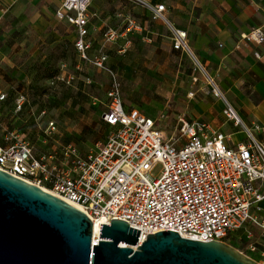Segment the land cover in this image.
Here are the masks:
<instances>
[{
  "label": "built area",
  "instance_id": "built-area-1",
  "mask_svg": "<svg viewBox=\"0 0 264 264\" xmlns=\"http://www.w3.org/2000/svg\"><path fill=\"white\" fill-rule=\"evenodd\" d=\"M95 1L61 0L56 17L72 27L79 59L112 74L106 46L116 43L121 33L108 29L104 43L94 52L90 31L98 17ZM129 1L141 4L153 21L169 27L174 50L191 57L212 95L224 103L228 121L242 129L245 141L232 147L224 133L185 115L179 116L173 131L159 128L157 120L137 109H126L121 85L114 79L102 117L110 131L88 155H82L73 144L60 151L38 153L17 130L4 127L0 112V170L79 206L94 227L112 220L127 222L141 231L139 245L148 235L164 231L203 243H226L239 236L244 247L240 252L264 264V143L257 137L264 129L244 124L191 50L187 32L171 25L164 4ZM140 30L135 19H126V34ZM250 44H264L261 28L242 35L237 48ZM255 57L262 59L260 53ZM71 80L69 76L66 83ZM6 97L0 89V102ZM46 132L49 138L57 133L53 120ZM159 166L162 171L156 176Z\"/></svg>",
  "mask_w": 264,
  "mask_h": 264
},
{
  "label": "rangeland",
  "instance_id": "rangeland-1",
  "mask_svg": "<svg viewBox=\"0 0 264 264\" xmlns=\"http://www.w3.org/2000/svg\"><path fill=\"white\" fill-rule=\"evenodd\" d=\"M105 2L109 5L108 26L114 30H124L128 16L137 20L141 17L138 9L143 7L139 3ZM163 25V31L171 33ZM72 39L71 29L59 23L45 42L37 43L35 51L16 52L6 65V74L0 76V89L7 95L0 103L2 123L17 130L38 153L60 151L68 144L75 145L82 155L97 150L110 131L102 117L110 103L108 94L114 79L121 85L126 109L136 108L157 120L159 128L173 131L179 116H188L189 95L204 79L189 55L180 57L163 41L145 42L140 34H133L132 49L126 48L124 41L107 44L109 74L82 62ZM96 39L95 51L102 42L101 35L97 34ZM124 49L126 52L120 54ZM51 68L58 73L46 79ZM69 76L73 80L67 84ZM51 120L56 123L57 133L49 138L46 131ZM240 138L235 136L234 140L239 142ZM161 171L159 166L154 174L158 176ZM226 243L239 251L244 248L239 236Z\"/></svg>",
  "mask_w": 264,
  "mask_h": 264
},
{
  "label": "crops",
  "instance_id": "crops-1",
  "mask_svg": "<svg viewBox=\"0 0 264 264\" xmlns=\"http://www.w3.org/2000/svg\"><path fill=\"white\" fill-rule=\"evenodd\" d=\"M147 1L164 4L171 25L187 32L191 50L206 66L208 73L215 79L244 124L248 127L260 125L264 129V44L237 48L242 35L254 28L264 31V0ZM60 5L61 0H0V76L6 74V65L16 52L35 51L37 43L45 42L51 35L52 28L59 23L71 29L72 42L74 41L72 27L56 17ZM108 7L105 0H96L94 3L93 9L98 14L97 19L92 21L90 31L94 51L98 43L96 35H101L102 42L99 41L98 44L101 46L104 43V33L113 29L108 26ZM138 10L141 17H138L139 20L134 19L141 26V30L126 34L125 23L124 30L115 29L121 33L116 43L124 41L126 48L132 49L133 34H140L145 42L167 43L172 46L174 54L183 57L184 53L174 50L172 33L163 31L166 30L163 23L153 21L146 8ZM143 17L149 20L146 21ZM121 51L119 53L123 54ZM255 53H260L262 59L258 60ZM205 84V79H202L199 85L194 86L193 96L189 95L191 110L187 117L207 123L224 133L229 137L228 144L232 147L244 142L245 134L242 129L228 121L223 113L224 103L215 98ZM235 136L241 137L239 142L234 140ZM257 137L264 143V130ZM262 208L264 211V202Z\"/></svg>",
  "mask_w": 264,
  "mask_h": 264
},
{
  "label": "water",
  "instance_id": "water-1",
  "mask_svg": "<svg viewBox=\"0 0 264 264\" xmlns=\"http://www.w3.org/2000/svg\"><path fill=\"white\" fill-rule=\"evenodd\" d=\"M140 234L112 220L94 241L82 210L0 170V264H260L225 242Z\"/></svg>",
  "mask_w": 264,
  "mask_h": 264
},
{
  "label": "trees",
  "instance_id": "trees-1",
  "mask_svg": "<svg viewBox=\"0 0 264 264\" xmlns=\"http://www.w3.org/2000/svg\"><path fill=\"white\" fill-rule=\"evenodd\" d=\"M69 43L68 44H70V42L71 41H68ZM73 43V42H72ZM73 47H74V43H73ZM74 50H75V48H74ZM76 52V51H75ZM64 54H66L65 52H64ZM77 54V53H76ZM57 73H58V71H56V70H54L53 68H51V69H49V71L47 72V75L45 76V78L46 79H52V78H54L56 75H57ZM0 103H3V102H0ZM104 123V122H103ZM107 126V125H106ZM108 127V126H107ZM109 128V127H108ZM109 130H110V128H109ZM108 135V134H107ZM106 138H107V136H106ZM105 138V139H106Z\"/></svg>",
  "mask_w": 264,
  "mask_h": 264
},
{
  "label": "bare ground",
  "instance_id": "bare-ground-1",
  "mask_svg": "<svg viewBox=\"0 0 264 264\" xmlns=\"http://www.w3.org/2000/svg\"><path fill=\"white\" fill-rule=\"evenodd\" d=\"M78 209H81L79 206H76ZM100 227H101V223H97L94 227V237H95V241L98 240V236H99V232H100ZM136 249V248H134Z\"/></svg>",
  "mask_w": 264,
  "mask_h": 264
}]
</instances>
